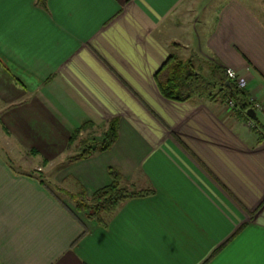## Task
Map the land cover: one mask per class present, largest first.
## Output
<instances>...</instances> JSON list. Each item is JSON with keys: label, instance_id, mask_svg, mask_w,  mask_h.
Listing matches in <instances>:
<instances>
[{"label": "crops", "instance_id": "1", "mask_svg": "<svg viewBox=\"0 0 264 264\" xmlns=\"http://www.w3.org/2000/svg\"><path fill=\"white\" fill-rule=\"evenodd\" d=\"M213 4L4 0L0 134L28 167L0 154V264L264 262V122L253 128L206 97L169 99L155 77L177 54L206 77L214 66L234 69L264 103V21L228 0L209 22ZM115 118L111 149L68 160L92 137L73 142V131L89 122L101 135ZM111 167L151 192L105 223L30 173L92 194L112 182Z\"/></svg>", "mask_w": 264, "mask_h": 264}, {"label": "trees", "instance_id": "2", "mask_svg": "<svg viewBox=\"0 0 264 264\" xmlns=\"http://www.w3.org/2000/svg\"><path fill=\"white\" fill-rule=\"evenodd\" d=\"M37 2L44 7L47 5L48 0H37ZM155 77L162 94L169 99L187 101L195 96H201L225 105L233 100L236 104L234 110L238 116L250 120L246 113L253 106L250 94L247 88L240 89L234 82L229 80L226 68L214 66L212 67V75L206 77L198 71L193 58L183 59L177 54H171L155 74ZM227 81H230L231 85L227 84ZM253 121H255L257 127L258 117L253 118ZM118 125L116 118L110 120L107 129L99 137H94L91 143L85 141L80 151L69 156L68 160L84 159L94 153L111 149L118 138ZM93 126L94 124L89 122L81 125L73 131L71 141H74L83 131ZM30 173L36 174L41 183L47 186L57 197L56 192L60 191L71 198L75 202L78 211L85 212L89 219L98 223H105L106 217L113 215L121 203L151 192L150 189H139L126 183L121 171L113 167L109 169L112 182L92 194L83 185H79L78 192H71L55 185H50V187L47 185L43 173L35 170Z\"/></svg>", "mask_w": 264, "mask_h": 264}, {"label": "rangeland", "instance_id": "3", "mask_svg": "<svg viewBox=\"0 0 264 264\" xmlns=\"http://www.w3.org/2000/svg\"><path fill=\"white\" fill-rule=\"evenodd\" d=\"M221 1H228V0H215V4H213V6L208 10L207 14L205 15L206 17H214L216 15V2H221ZM249 8L252 9V11L257 15L259 16V18L261 20L264 21V0H242ZM209 17V18H210ZM212 21L211 18L209 20V22ZM206 25H201L200 28L198 29V31L200 33H202L204 30H206ZM195 62V60H194ZM204 74V73H202ZM257 117L258 119H260L261 121L264 122L263 118L261 117V115L259 113H257ZM100 133L99 131H96V132H92L91 130H85L83 131L79 137H77V139L79 140H82V139H88L86 136L89 135V134H92V137L87 140L86 143H91L93 141V138L94 137H99L100 135L98 134ZM75 141V140H74ZM73 141V142H74ZM82 145H84V142L81 144V147ZM80 147V149H81ZM80 149L78 151H80ZM0 154L3 155V156H6V158L8 159V161L10 162V164L13 166V168H15L16 170H23L24 171V168L28 167L27 165H25L23 162L27 159H19L21 158V156H18L16 155L15 153H13V151H11V149L6 145L3 137H2V134H0ZM35 171H39L41 173L44 174L45 176V180H46V183L47 185H55L57 187H61L63 189H66L68 191H71V192H78L79 191V185L80 184H76L75 186H73L74 188H72L71 190L68 188H65L63 187V184L60 183V180L56 179L53 175L51 176V173L50 172H46V171H42V170H38V169H35ZM62 185V186H61ZM51 187V186H50ZM54 187V186H53ZM51 191V190H50ZM52 192V191H51ZM53 193V192H52ZM58 197L61 198V199H67V203L71 204V205H74L75 206V202L67 197L66 195H64L63 193H61L60 191H57L56 192ZM54 194V193H53ZM56 195V194H55ZM76 208V206H75ZM82 212V211H81ZM108 217H106L107 219Z\"/></svg>", "mask_w": 264, "mask_h": 264}, {"label": "built area", "instance_id": "4", "mask_svg": "<svg viewBox=\"0 0 264 264\" xmlns=\"http://www.w3.org/2000/svg\"><path fill=\"white\" fill-rule=\"evenodd\" d=\"M226 73L228 75L229 80L234 82L238 88L245 89L247 87V85H248L247 77L238 74L237 71H235L232 68H226ZM250 100H251V103L253 105L252 108H254L256 113L258 112L261 116L264 117V103L257 100L255 97H252ZM228 107L230 109H235V107H236L235 102L233 100L229 101ZM249 124L253 128L256 127V123L253 121L252 118H250Z\"/></svg>", "mask_w": 264, "mask_h": 264}, {"label": "water", "instance_id": "5", "mask_svg": "<svg viewBox=\"0 0 264 264\" xmlns=\"http://www.w3.org/2000/svg\"><path fill=\"white\" fill-rule=\"evenodd\" d=\"M227 84L231 85V82L230 81H227ZM247 115L250 117V118H255L256 117V111L254 110V108H249L247 111H246Z\"/></svg>", "mask_w": 264, "mask_h": 264}, {"label": "snow or ice", "instance_id": "6", "mask_svg": "<svg viewBox=\"0 0 264 264\" xmlns=\"http://www.w3.org/2000/svg\"><path fill=\"white\" fill-rule=\"evenodd\" d=\"M3 3L4 0H0V21H2L3 18ZM262 264H264V262H262Z\"/></svg>", "mask_w": 264, "mask_h": 264}]
</instances>
